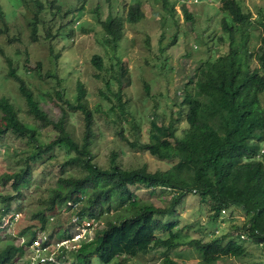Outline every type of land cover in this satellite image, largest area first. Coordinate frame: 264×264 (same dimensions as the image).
<instances>
[{
	"label": "rangeland",
	"instance_id": "1",
	"mask_svg": "<svg viewBox=\"0 0 264 264\" xmlns=\"http://www.w3.org/2000/svg\"><path fill=\"white\" fill-rule=\"evenodd\" d=\"M41 1L44 6L38 14L40 30L36 38H32L36 2L0 0L4 13V19L0 18V97L5 96L14 104L23 122L38 126L40 142H49L58 135L52 127H41L28 112L16 81L8 74L7 59H10L40 108L53 121L60 119L64 111L65 130L81 142L83 114L66 104L67 101L76 102V84L81 81L86 90L84 103L93 114L90 142L93 162L102 168L118 165L124 169L140 166H146L150 171L167 169L175 160L152 156L140 145L150 141L151 124L155 122L166 127L177 120L174 135L178 138L186 130V106L182 103L184 88L189 83L193 86L190 80H194L195 69L201 61L211 53L215 57L226 49L227 43L219 38L223 34V13L218 6L219 0H186L184 3L192 21L186 20L181 3L174 0H169L167 5L161 0H109L113 14L123 17L121 36L116 44L107 40L108 35L100 23L109 12L107 0H85L80 17H74L72 12L63 13L74 9L81 0H54L55 5L60 7V13L56 14L48 7L47 0ZM135 1L141 3L144 17L129 23L124 16L130 2ZM172 4L173 12L170 11ZM240 4L243 11L251 13L252 19L242 27L246 34L235 35L236 44L240 48L244 43L249 51L254 52L253 60L259 64L262 29L253 19L264 18V0H240ZM46 30L53 36L51 40L44 38ZM95 55L101 57V70L92 63ZM119 61L127 64L130 76V83L121 85L123 111L114 95L120 87L113 79L119 74ZM95 74H99V78ZM105 79H111L112 91L106 88ZM262 105L264 107V100ZM3 122L0 110V124ZM130 143H137V146L133 147ZM260 145L264 153V140ZM33 148L34 144L27 137L12 131L0 136V208L6 203L5 197L12 195L10 207L15 211L13 221L0 234L2 245L18 244L28 239L32 226L38 227L39 224L33 214L46 207L51 194L65 197L68 187L58 182L60 176L76 178L84 174L77 165L60 167L73 152L65 147H55L31 164L28 185L20 192L14 191L10 182L3 181V176L24 167L26 157ZM134 190L141 203L156 207H169L171 204L173 193L168 189L139 187ZM62 198L56 201L61 214L54 224L46 221L45 231H37L35 238L46 232L54 243L64 237L63 232L74 233L73 228H66V222L74 212L67 208ZM209 205L199 195L188 193L174 207L172 214L156 217L164 223H175L177 229L182 228V236L209 239L227 234L235 239L239 233L237 228L246 220L244 212L230 207L216 219L218 224L213 223ZM125 213L127 210L124 207L117 212H109L100 219L97 228L102 229L106 219ZM95 232V227H91L77 243L91 239ZM243 244L249 253L246 257H221L213 264H264L263 246L250 240H245ZM25 251L29 257L28 249ZM168 255L181 260V264H203L201 254L187 245L171 249ZM162 258L158 252L147 253L130 258L123 264H161ZM92 260L93 264H102L96 256Z\"/></svg>",
	"mask_w": 264,
	"mask_h": 264
},
{
	"label": "trees",
	"instance_id": "2",
	"mask_svg": "<svg viewBox=\"0 0 264 264\" xmlns=\"http://www.w3.org/2000/svg\"><path fill=\"white\" fill-rule=\"evenodd\" d=\"M34 1L37 11L32 23V38H36L40 30L38 14L44 6L41 0ZM107 1L109 12L100 23L109 36L107 40L116 44L121 36L123 17L116 13L114 15L111 2ZM161 1L164 5L169 3V0ZM174 1L181 3L186 20L192 21V15L184 3L186 0ZM84 2L81 0L78 6L66 10L63 15L72 12L74 17H80ZM46 3L54 14L60 13V7L55 5L54 0H47ZM140 4L139 1L130 2L124 20L135 23L142 19L144 12ZM170 6L173 12L174 5ZM218 6L223 13V34L219 38L221 41L224 39V44L227 43L226 49L215 57L211 53L206 60L201 61L195 69L194 80H190L193 86H189V83L184 88L182 103L186 106V130L178 138L174 135L177 120L171 121L166 127L155 122L151 124L150 141L140 145L152 156L175 160L165 170L150 171L146 166L124 169L118 165L102 168L95 164L90 151L93 114L84 103L86 90L83 83L78 81L76 84V102H66L70 109L79 110L83 114L84 131L81 142H78L65 130L66 113L63 111L57 121L50 119L22 77L17 74L11 60L7 59L8 74L16 81L28 112L41 127H52L58 131V135L49 142H40L38 126L23 122L14 104L7 97L1 96L0 110L5 123L0 124V136L12 131L27 137L34 144L33 150L26 157V165L19 171L5 174L3 181L10 182L13 190L20 192L22 187L28 185L31 164L42 159L55 147H65L73 152L60 167L77 165L84 174L76 178H58L60 184L68 187L65 197L51 194L46 207L33 214L39 224L38 227L32 226L33 230L25 242L2 245L0 235V264H29L30 255L26 256L25 250L37 231L44 229L46 221L54 224L60 213L56 201L61 198L62 201H81L78 204V215L86 219L94 218L99 223L109 212H117L122 207L127 210L125 214H116L112 219H106L102 229L95 227L94 236L70 252L72 262L77 264H93V256L102 264H123L141 254L157 252L163 257L161 264H181V260L171 257L168 252L184 245L199 252L203 264H213L221 257H246L249 253L243 244L245 240L264 248V153L260 145L264 140V18L253 19L262 29L259 64H256L253 60L254 52L249 51L244 43L239 48L235 39L237 33L246 34L242 27L252 19L251 13L242 10L240 0H219ZM3 16L0 7L2 20ZM44 38L51 40L53 36L46 30ZM92 63L101 70L99 55L92 58ZM119 64V74L113 79L120 87L114 95L120 101L119 108L123 111L121 85L129 84L130 76L127 64L120 61ZM95 77L99 78V74H95ZM105 84L111 90V79H105ZM130 144L137 146V143ZM139 187H162L172 191L170 206L156 207L139 202L134 190ZM188 193H195L202 201L210 203L213 223L219 224L216 219L230 207L242 210L246 220L237 228L239 233L236 238L227 234L209 239L182 236V228L177 229L175 223H164L156 217L172 214L174 207ZM12 197L7 195L6 203L3 202L5 204L0 208V234L14 219L15 211L10 207ZM68 221L67 230L71 229ZM66 232L62 233V238L70 236ZM241 234H245V237L241 238Z\"/></svg>",
	"mask_w": 264,
	"mask_h": 264
},
{
	"label": "built area",
	"instance_id": "3",
	"mask_svg": "<svg viewBox=\"0 0 264 264\" xmlns=\"http://www.w3.org/2000/svg\"><path fill=\"white\" fill-rule=\"evenodd\" d=\"M79 203H81V201H66L67 208L74 212L68 221L74 233L72 232L69 237L62 238L54 243L51 241L50 234L46 232H42L43 234L40 233L41 235L38 238L34 237L27 246L30 255L29 264H77L72 262L73 260L69 255L70 252L75 251L81 244L89 241L90 239L81 244L77 243L79 239L85 237L87 230L99 225V222L94 218L86 219L78 215ZM50 220H53V217H50ZM240 237L244 238L245 234H241Z\"/></svg>",
	"mask_w": 264,
	"mask_h": 264
}]
</instances>
